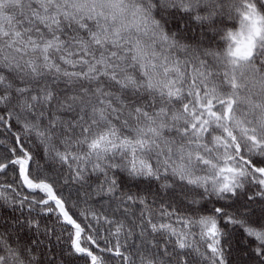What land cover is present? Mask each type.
I'll return each mask as SVG.
<instances>
[{"label":"snow or ice","instance_id":"1","mask_svg":"<svg viewBox=\"0 0 264 264\" xmlns=\"http://www.w3.org/2000/svg\"><path fill=\"white\" fill-rule=\"evenodd\" d=\"M2 209L0 264H264V0H0Z\"/></svg>","mask_w":264,"mask_h":264},{"label":"trees","instance_id":"2","mask_svg":"<svg viewBox=\"0 0 264 264\" xmlns=\"http://www.w3.org/2000/svg\"><path fill=\"white\" fill-rule=\"evenodd\" d=\"M229 27L231 26V25H228ZM9 142L11 141V137L9 136ZM34 151L37 153V156H36V158L37 159H40V153L42 152V149H40V148H35L34 149ZM41 163H43V160H41ZM10 177H5L4 179L5 180H8ZM133 191H135V189H133ZM7 214H9V210L8 209H2V210H0V215H7ZM19 213H17V215H18Z\"/></svg>","mask_w":264,"mask_h":264}]
</instances>
